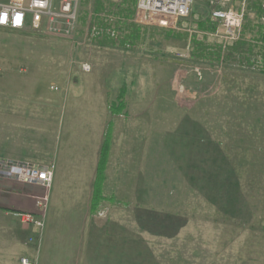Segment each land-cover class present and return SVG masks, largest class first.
Returning <instances> with one entry per match:
<instances>
[{
  "label": "rangeland",
  "instance_id": "obj_1",
  "mask_svg": "<svg viewBox=\"0 0 264 264\" xmlns=\"http://www.w3.org/2000/svg\"><path fill=\"white\" fill-rule=\"evenodd\" d=\"M233 1L194 0L165 29L133 22L137 0H81L67 36L0 34V153L29 134L19 111L100 91L109 107L125 92L108 113L104 200L92 208L94 178H53L38 264H264V43L250 36L264 12L257 19L252 0L228 8L244 21L227 41L211 13ZM106 15L121 40L85 39ZM162 33L182 38L178 53L157 49ZM16 56L17 68L5 65Z\"/></svg>",
  "mask_w": 264,
  "mask_h": 264
},
{
  "label": "crops",
  "instance_id": "obj_2",
  "mask_svg": "<svg viewBox=\"0 0 264 264\" xmlns=\"http://www.w3.org/2000/svg\"><path fill=\"white\" fill-rule=\"evenodd\" d=\"M7 2L8 0H0V4ZM244 2L245 0H234L224 4V7L227 10L236 7L235 5L242 7ZM196 17L202 21L200 15ZM29 28L30 21L27 19L24 30L12 32L21 36ZM1 33H5V29H0ZM162 35L167 37L157 43V49L161 53H178L182 38L173 33H162ZM20 62L21 58L16 56L7 59L5 65L15 69ZM45 101L49 102V100ZM70 102L66 95L53 103L61 107L54 109L47 103L45 110L49 109L50 112L46 114L35 110L19 111V115L23 113V116L20 115L22 119L25 116L28 119V122L22 124L23 126H19L20 132L24 127V134H29L26 138L24 136L20 140L16 138L11 140L15 146L7 150L3 149L0 153L2 160L48 165L52 168L53 178H69L72 174L74 178H96L100 152L104 143L108 147L105 138L111 135L112 130V123L108 122V113L116 117L110 109L112 103L109 107L106 105L102 91L97 96L93 93L77 94L72 107L69 106ZM13 115L16 116L17 113ZM33 119H39V123L32 121ZM42 122L46 126L45 129H40ZM15 127L16 125L13 124L14 137V134H17L15 129L19 128ZM39 133L42 135L36 136ZM35 137L41 140V145H36ZM42 192L39 187L23 184L8 177H0V264H19V258L35 256V250L27 244V240L37 236L36 230L30 225L23 224L21 215L37 216L36 197L41 196Z\"/></svg>",
  "mask_w": 264,
  "mask_h": 264
},
{
  "label": "built area",
  "instance_id": "obj_3",
  "mask_svg": "<svg viewBox=\"0 0 264 264\" xmlns=\"http://www.w3.org/2000/svg\"><path fill=\"white\" fill-rule=\"evenodd\" d=\"M222 2L227 0H221ZM264 12V0H257ZM194 0H137L133 22L138 26H157L172 29L176 20L189 17ZM81 0H8L0 4V29L22 31L27 19L30 29L40 32L43 28L49 35L67 36L73 30L79 19ZM102 16H100L102 20ZM211 19L219 23L227 41H233L244 21L243 11L234 12L227 9H216L211 13ZM104 26L90 25L85 31V39L101 40L103 38L118 41L124 34L112 28L111 15H106ZM120 37V38H119ZM84 73H89L91 67L82 65ZM54 90L53 87H51ZM56 90V89H55ZM0 177H8L23 184L42 189V195L36 197L37 216L22 214L21 222L36 230V237H30L27 244L35 250V256L21 257L19 264H38V252L45 227V217L48 208L49 191L53 179L52 168L48 165L26 162L0 160Z\"/></svg>",
  "mask_w": 264,
  "mask_h": 264
},
{
  "label": "trees",
  "instance_id": "obj_4",
  "mask_svg": "<svg viewBox=\"0 0 264 264\" xmlns=\"http://www.w3.org/2000/svg\"><path fill=\"white\" fill-rule=\"evenodd\" d=\"M133 4H134V0H133ZM255 4V15L257 17V19H260L261 18V15H262V10H261V7H260V3L259 1H256L253 3V5ZM129 12H131L129 15H128V18H126L127 20L130 19V17H132V10H129ZM125 26V22L122 24ZM252 32H250V36H252L256 41L258 42H262L264 43V27L262 26H257L255 25V30L250 27ZM136 35V34H134ZM135 38H139V33H138V37L137 36H134ZM259 39V40H257ZM109 40V39H108ZM111 41V40H110ZM244 48V44L243 43H237L235 44L234 46L231 47V51L233 53H241L243 52ZM255 48H257L256 46L252 45V46H248V49H249V52L250 53H254L255 52ZM213 50V49H212ZM218 53L217 52H213L211 54V57H213V60L217 61L218 59ZM125 95V92H122L118 98H117V101H115L114 103H112L110 105V109L112 111V113L114 114H119L120 111L123 110V108L125 107L124 106V103H123V96ZM107 153H108V147H107V144H103L102 146V149H101V152H100V156H99V160H98V164H97V169H96V178H94V184H93V192H92V198H91V201H92V208L94 209L98 202L99 201H103L104 198L102 197V184H103V178H102V173L105 169V165H106V159H107Z\"/></svg>",
  "mask_w": 264,
  "mask_h": 264
}]
</instances>
